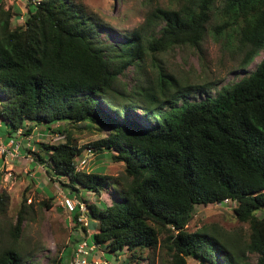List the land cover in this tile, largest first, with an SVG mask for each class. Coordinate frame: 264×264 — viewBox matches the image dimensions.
<instances>
[{
    "label": "trees",
    "instance_id": "1",
    "mask_svg": "<svg viewBox=\"0 0 264 264\" xmlns=\"http://www.w3.org/2000/svg\"><path fill=\"white\" fill-rule=\"evenodd\" d=\"M15 13L0 0V116L10 126L4 144L22 128L25 135L37 126L57 130L66 139L40 143L42 153L33 160L66 180L69 196L82 201L83 189H114L111 204L88 205L98 222L89 242L110 256L126 253L121 264H154L167 231L170 264L191 258L264 264V57L240 80L205 96L217 83L179 78L160 57L176 47L201 51L209 33L217 40L238 35L237 45L227 42V48L232 57L241 55L239 68L249 66L264 51V0L151 4L141 26L119 42L104 36L110 25L72 0H27L22 23L13 21ZM194 93L204 97L191 100ZM55 122L63 125L54 129ZM79 123L107 128L109 135L79 146L66 126ZM85 150L124 163V171L111 176L78 169ZM226 199L236 202L234 213L249 225L247 233L218 224L188 230L195 209ZM8 202L1 192L0 215ZM78 217L72 212L88 233ZM27 218L24 203L8 234L0 225V264H33L21 242ZM54 264H65L63 254Z\"/></svg>",
    "mask_w": 264,
    "mask_h": 264
},
{
    "label": "rangeland",
    "instance_id": "2",
    "mask_svg": "<svg viewBox=\"0 0 264 264\" xmlns=\"http://www.w3.org/2000/svg\"><path fill=\"white\" fill-rule=\"evenodd\" d=\"M180 0H72L73 5L83 8L85 13L101 22L110 25L104 28V36H109L111 41H121L124 34L139 28L145 20L146 12L151 4L163 7L176 6ZM6 7L16 10L18 13L13 21L22 23L27 11V0H5ZM17 21V22H16ZM238 35L235 37L225 36L216 39L212 34H207L202 50L192 47H176L171 51L161 54L163 64L170 72L179 78H189L193 83H217L205 95L215 93L223 86H228L244 75L253 71L264 57L262 51L249 66L239 68L241 55L236 53L234 57L230 54L228 47H235L238 43ZM135 73L128 71V81L134 82ZM201 93H194L191 100H200L204 97ZM112 114V113H111ZM2 118L0 116V122ZM30 125V124H29ZM63 123L55 122L52 128H61ZM70 129L71 135L79 146L89 145L93 141L99 140L109 135L107 128L100 129L87 123L76 125H66ZM10 126L6 121L0 125V143L8 142V130ZM26 128H22L18 133L14 132L11 139L14 140L13 148L17 149L14 155L3 153L0 150V193L6 192L9 195V202L5 213L0 215V225L5 228L8 234L17 223L18 212L22 205L26 203L28 218L23 223V233L21 242L24 252L30 256L33 264H54L63 254L65 264H68L80 239H88L97 232L91 220L88 233H84L80 224L76 225L72 219V213L66 210L63 200L69 191L63 185V178L58 175H50L46 169L47 165L36 162V153H42L39 148L40 143L54 144L64 141L66 135L52 132L45 126H37L30 135H25ZM17 133V134H16ZM7 140V141H6ZM18 146V148H17ZM31 148V152L27 151ZM26 152V153H25ZM78 167L86 172L104 173L106 175L117 176L124 171L125 164L114 162L104 155H97L95 152L85 150L77 160ZM84 161V162H83ZM67 182V181H66ZM82 197L89 205L104 207L112 203L115 191L112 187L102 193L82 190ZM50 196H53L50 199ZM81 200L79 197L72 196ZM44 201L52 203L50 208L43 206ZM82 201V200H81ZM236 202H222L207 207L195 209L194 216L188 225V230L194 232L204 225L218 224L228 231L240 230L248 232L249 225L240 222L234 213ZM264 216V210L260 211ZM167 231L160 237V243L154 257V264H170L172 260L168 247L166 246ZM6 236V235H5ZM94 259L106 258L108 264H121L127 258L126 253L118 255H108L105 249L98 246L94 251ZM153 252V250L151 251ZM104 254V255H103ZM105 256V257H104ZM254 260L257 255H252ZM190 264H200L194 259L188 260ZM129 264H138L130 262ZM143 264H150L148 259Z\"/></svg>",
    "mask_w": 264,
    "mask_h": 264
},
{
    "label": "built area",
    "instance_id": "3",
    "mask_svg": "<svg viewBox=\"0 0 264 264\" xmlns=\"http://www.w3.org/2000/svg\"><path fill=\"white\" fill-rule=\"evenodd\" d=\"M2 121L0 122L1 125ZM14 140H11L8 144H4V142L0 143V150L3 153H8L9 155H14L17 149L13 148ZM18 148V146H17ZM84 162V161H83ZM79 169V167H78ZM225 202H230L229 199H226ZM64 206L67 211L70 213L78 210L79 217L78 221L85 225L86 227L90 226L91 218L89 216V206L85 201H81L77 198L71 197L69 195L64 196L63 200ZM98 248V245L95 243H90L88 239H83L80 241L75 248L73 257L71 258L69 264H108V260L103 257H99L94 259V250ZM104 255V254H103ZM105 257V256H104Z\"/></svg>",
    "mask_w": 264,
    "mask_h": 264
},
{
    "label": "clouds",
    "instance_id": "4",
    "mask_svg": "<svg viewBox=\"0 0 264 264\" xmlns=\"http://www.w3.org/2000/svg\"><path fill=\"white\" fill-rule=\"evenodd\" d=\"M89 205V204H88ZM92 222V221H91ZM90 225H91V223H90Z\"/></svg>",
    "mask_w": 264,
    "mask_h": 264
}]
</instances>
